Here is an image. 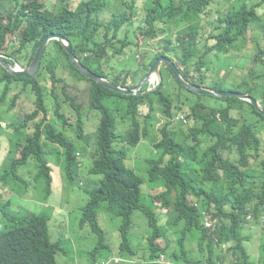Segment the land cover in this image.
Here are the masks:
<instances>
[{
  "label": "clouds",
  "instance_id": "obj_1",
  "mask_svg": "<svg viewBox=\"0 0 264 264\" xmlns=\"http://www.w3.org/2000/svg\"><path fill=\"white\" fill-rule=\"evenodd\" d=\"M7 1L14 10L0 14L6 25L20 6L33 10L34 2L81 19L75 36H46L30 62L7 53L17 42L13 34L0 47L6 64L25 74L14 75L0 62L17 78L0 85V114L15 116L14 122L0 119V190L5 192H0V264H58L59 254L67 259L64 264H211L215 253L223 258L216 264H264V160L261 173L251 170L252 157L264 155V62L251 39L257 36L264 48V28L248 18L241 30L254 11L264 15V0H185L184 11L174 18L166 16L158 0ZM100 2L105 6L95 11ZM50 36L61 39L48 42L33 70ZM101 58L111 62L99 71ZM236 73L237 88L224 89L233 85ZM204 77L206 84H198ZM70 80L90 84L88 96H80L85 106L68 93ZM94 83L107 92L97 96ZM166 85L177 88L170 100L163 93ZM93 111L100 113L99 120ZM207 115L213 128L199 122ZM151 118L156 122L149 123ZM38 132L47 171L40 153L28 148ZM149 135L150 142L145 140ZM143 141L152 151L146 156L148 168L141 170L133 149ZM102 147L123 159L106 162ZM152 165L173 176L152 178ZM135 174L141 182L129 203L103 184L106 178L126 180ZM78 188L88 195L80 221L68 218L62 200L66 191ZM28 200L35 203L28 206ZM102 212H107L106 225L119 224L117 257L109 255ZM67 225L96 237L91 252L85 250L91 236L77 239L75 229L62 230ZM52 232L56 239L66 233L68 238L53 241Z\"/></svg>",
  "mask_w": 264,
  "mask_h": 264
},
{
  "label": "trees",
  "instance_id": "obj_2",
  "mask_svg": "<svg viewBox=\"0 0 264 264\" xmlns=\"http://www.w3.org/2000/svg\"><path fill=\"white\" fill-rule=\"evenodd\" d=\"M162 1L165 6V14L168 18H174L176 15H179L184 11L185 0H158L157 2ZM30 6L33 10H29V8L23 5L20 6L17 10V13L12 15V17L8 19V25L4 24V21L0 19V47H5L6 39L9 34H13V36H16L17 42H14V47L12 49H10L9 47L7 48V53L10 54L11 57L16 58L17 61L22 63L27 61L30 62L32 60L37 47L40 45L42 40L49 34L60 33L62 35L75 36V33L77 32V28L79 26L78 19H81V15L77 16L71 14L69 10H60L59 12L46 10L45 5L42 3L39 4L38 2H34L30 4ZM103 6H105V4L103 2H100L98 8L95 11H98ZM83 10L84 8L82 7L79 12L82 13ZM248 18H250L251 23L255 24L258 28H264V15L261 16L256 11H254L249 17H247L243 21V26L241 27V30L244 28V22L248 20ZM254 33H257L256 28L254 29ZM240 34L241 31L238 32L237 37L240 36ZM256 38L251 39V41L253 42L255 49L258 51L259 55L261 56V59L264 62V48L262 47V41L258 40L257 36ZM61 55L64 58L69 59L68 54L63 50V48H61ZM192 56H194V54H192ZM110 62L111 61L106 58L98 59L97 63L99 64V71L107 69L110 65ZM11 64L13 65V63ZM206 65L207 64L205 62H202L201 68H205ZM101 75H104L103 71L101 72ZM262 78L264 80V74L262 75ZM262 78H260V80ZM13 79L17 78L10 75L4 70L3 67L0 66V85L9 82ZM198 84H206V77H204L203 83ZM106 92L107 91L104 88L94 83V93L97 96H102ZM157 94L160 95V92H158ZM160 102L163 103V100H160ZM234 102L238 101L234 100ZM254 114L260 116L255 110ZM209 117V115H207L206 117H202L199 119V122L207 121L209 123V126L213 128L214 121L210 120ZM34 118L35 116H32V119ZM48 129L53 135L54 131L52 130V128L48 127ZM203 132L205 131L203 130ZM40 135V132H38L35 136L29 138L28 148L34 155L40 153L42 170L47 171V165L42 159L43 148L40 144ZM53 140L59 141V137L58 139H55L53 137ZM102 157L104 160H106V162L114 160L119 163L123 159V155L112 152L104 147H102ZM103 166V162L98 163V169L101 170ZM151 176L152 178H171L173 174L170 171L152 165ZM69 177L73 178V174L69 173ZM140 182L141 178L135 174L133 178L130 175H127L126 180H120L117 178H106L103 181V184L110 190H115L119 193H122L125 197V200L129 203V201L134 200L136 198L137 188ZM167 205L170 204L167 202ZM217 256V253L211 255V258L209 259L211 264H216V258L218 261H222L223 258L221 256Z\"/></svg>",
  "mask_w": 264,
  "mask_h": 264
},
{
  "label": "rangeland",
  "instance_id": "obj_3",
  "mask_svg": "<svg viewBox=\"0 0 264 264\" xmlns=\"http://www.w3.org/2000/svg\"><path fill=\"white\" fill-rule=\"evenodd\" d=\"M14 10V7L11 6L7 0H5L4 2H2L0 4V14H4L5 11L7 12H11ZM180 26H183L184 23L183 22H179ZM9 40H11V38H9ZM51 47V46H50ZM49 47V48H50ZM232 61H234V59H231ZM42 74V72H41ZM250 76H252V73L249 74ZM233 85H229L228 83L226 84V86H224V89H232V88H237V84L239 82H241V79H240V74L239 73H236V76L233 78ZM69 83V88H68V93L70 95H73L74 97H76L77 99V103L82 105V106H85V103L82 102V98L81 97H86L88 96V93H89V88H90V84L88 83H78L77 81L75 80H70L68 81ZM48 86H50V83L47 84ZM177 88L173 85H166L164 86L163 88V93L166 97L167 100H170L172 97H171V93L176 91ZM227 91V90H226ZM77 93V96L75 95ZM152 98H155V97H152ZM156 99V98H155ZM208 101L211 102L212 104H216L218 101L212 97H208ZM177 102L174 103V111L177 112L178 109H176V104ZM97 116H98V120H99V117H100V113L98 111H93ZM148 112V109L146 107H143L142 108V113L146 114ZM85 114H88V112L85 110ZM14 115H11L10 113L8 112H2L0 114V119L1 118H4L5 120H8L10 122H14ZM19 118V117H18ZM254 121V120H252ZM156 122V119L155 118H151L149 120V123H155ZM118 126H117V130L115 131V135L116 137L119 136V132H118ZM120 129V128H119ZM9 133V132H8ZM118 139V138H116ZM146 141H152V135H149V137H147L145 139ZM4 138L1 139V144L4 142ZM146 141H143L140 143V145L136 148V149H133V152L134 154H137V163L140 167L141 170L144 169V167L148 168V164H146V156H149V154L151 153L152 151V148L150 146L147 145ZM86 150L87 151H84V158H87L88 157V154H89V149L86 147ZM56 156V155H55ZM54 156V157H55ZM264 160V155H257V156H253L252 157V166H251V170L253 172H259L261 173L262 171V164L261 162ZM55 166V170L59 168L58 164H57V161L55 163H53ZM81 173H84V172H81ZM61 176H63L59 170H57V174H56V177L57 178H60ZM7 189L10 191V192H14L13 191V187H11L10 185H7ZM1 194L2 193H5L4 192V189H1L0 190ZM16 192V191H15ZM160 192H162V190H160ZM18 193V192H17ZM19 193H22V190L19 191ZM18 193V194H19ZM147 197L150 196V193H148L146 195ZM21 197V196H20ZM57 192L54 190L53 191V194L52 196L50 197V200H49V203L51 206H55L54 202L57 200ZM22 199H28L27 197H21ZM175 197H172L171 198V201H175ZM62 200L66 203V205L68 206L67 209H68V218L69 219H72L74 220L76 217L79 219H81V212H80V209L82 207H84L88 201V195L85 193L84 189L82 188H78L75 192H71V191H66L62 197ZM35 202L33 201H30L28 200L27 204L28 206H32ZM106 219H108V216H107V212H102L99 216V220L102 224V227L103 229L106 231V234H107V237H108V241H109V244L111 246V251L109 252V255L112 256V257H117L119 255V242H118V239H117V229L119 227V224L118 223H110V225H106L105 224V221ZM137 219H139L138 217H135V223L137 221ZM143 220V219H142ZM72 228V230H74L75 228L73 226H70V225H67L65 226L62 230H65L67 228V233L69 232V228ZM61 230V231H62ZM60 231V232H61ZM67 233L65 235V237H62L60 235V238L59 239H56L53 235V232H52V239L53 241H58L60 239H63V238H66L67 237ZM75 234H76V237L77 239L80 238L82 235H90L91 236V240L89 241V243H87L85 246H86V251L87 252H91L93 250V248L96 246V243H97V239L94 235L92 234H89L87 233L86 230H81V229H75ZM68 238V237H67ZM139 244H143V241L140 242ZM135 247V246H134ZM145 247H146V252H147V247H148V244L145 243ZM136 248V247H135ZM199 253H194V256H198ZM65 260H67L65 258V256L63 254H59L57 256V261H58V264H64Z\"/></svg>",
  "mask_w": 264,
  "mask_h": 264
},
{
  "label": "water",
  "instance_id": "obj_4",
  "mask_svg": "<svg viewBox=\"0 0 264 264\" xmlns=\"http://www.w3.org/2000/svg\"><path fill=\"white\" fill-rule=\"evenodd\" d=\"M53 38H60V37H53V36H50L48 37L41 45V49L39 51V54L35 60V63L33 64V70H35L38 66H39V58L41 56V53L43 51V49L45 48V46L48 44V42L53 39ZM61 39V38H60ZM64 44H66V42L63 40L62 41ZM0 62L14 75H17V76H22V75H25L24 73H20L18 72L17 70H14L12 69L11 67H9L6 62L3 60L2 56L0 55ZM97 81L101 82L102 84H104L105 86H109V84L101 79H98L97 77H94ZM188 86V85H187ZM189 88H191L192 90L194 91H197V92H200V93H206V91L204 92H201V90H198L197 88L193 87V86H188ZM253 101V100H252ZM257 105V104H256ZM259 110H261L259 107H258Z\"/></svg>",
  "mask_w": 264,
  "mask_h": 264
}]
</instances>
